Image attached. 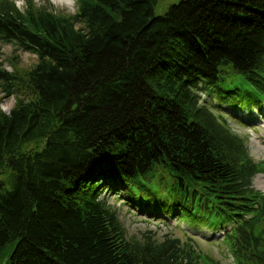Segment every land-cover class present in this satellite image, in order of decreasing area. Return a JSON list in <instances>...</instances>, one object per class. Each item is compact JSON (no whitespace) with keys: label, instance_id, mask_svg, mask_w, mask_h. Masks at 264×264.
Instances as JSON below:
<instances>
[{"label":"trees","instance_id":"trees-1","mask_svg":"<svg viewBox=\"0 0 264 264\" xmlns=\"http://www.w3.org/2000/svg\"><path fill=\"white\" fill-rule=\"evenodd\" d=\"M157 4L76 0L61 15L0 0V47L37 58L22 75L0 62V90L15 97L0 109V264H200L193 242L128 239L105 190L231 222L222 240L237 262L264 264L252 187L264 163L198 93L240 81L264 99V0Z\"/></svg>","mask_w":264,"mask_h":264},{"label":"rangeland","instance_id":"rangeland-1","mask_svg":"<svg viewBox=\"0 0 264 264\" xmlns=\"http://www.w3.org/2000/svg\"><path fill=\"white\" fill-rule=\"evenodd\" d=\"M11 1H14L21 10L27 3H31L35 7L52 10L61 15H72L76 11V0ZM178 1L158 0L155 13H164L169 4ZM36 60V55L31 52L16 49L11 43L1 44L0 62L6 70L14 74H24L36 63ZM235 84L238 88L236 91L231 90V93L198 90L200 103H205L214 114L223 118L231 132L247 145L248 154L254 162L264 163V99L260 100L261 96L250 84L240 81ZM21 95L26 96L23 93ZM14 102V95L4 96L0 90V109L4 113H9ZM252 187L264 194V170L254 176ZM114 192L116 191L105 190L102 197H105L107 204L115 208L128 239L140 241L144 236H151L160 241L165 236L177 237L182 243L193 242L200 257L204 256L200 259V264H240L233 256L231 247L222 240L233 223L216 221L211 225L196 224L172 213H153L148 208L139 210L121 200L122 194ZM259 225L264 229V221H260Z\"/></svg>","mask_w":264,"mask_h":264},{"label":"bare ground","instance_id":"bare-ground-1","mask_svg":"<svg viewBox=\"0 0 264 264\" xmlns=\"http://www.w3.org/2000/svg\"><path fill=\"white\" fill-rule=\"evenodd\" d=\"M59 1H61V0H59Z\"/></svg>","mask_w":264,"mask_h":264}]
</instances>
